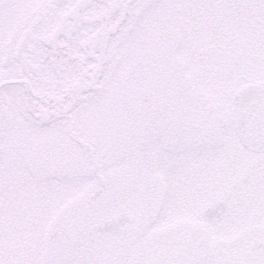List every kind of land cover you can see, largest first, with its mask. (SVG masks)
Masks as SVG:
<instances>
[{"label": "snow or ice", "instance_id": "1", "mask_svg": "<svg viewBox=\"0 0 264 264\" xmlns=\"http://www.w3.org/2000/svg\"><path fill=\"white\" fill-rule=\"evenodd\" d=\"M0 264H264V0H0Z\"/></svg>", "mask_w": 264, "mask_h": 264}]
</instances>
